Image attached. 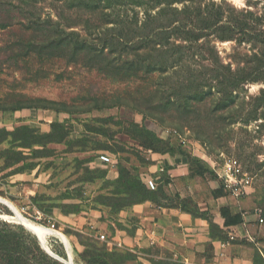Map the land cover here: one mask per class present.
<instances>
[{
	"label": "rangeland",
	"instance_id": "rangeland-1",
	"mask_svg": "<svg viewBox=\"0 0 264 264\" xmlns=\"http://www.w3.org/2000/svg\"><path fill=\"white\" fill-rule=\"evenodd\" d=\"M176 134L236 158L251 188L221 191ZM165 153L182 166L149 192L143 177ZM220 195L228 222L264 219V0H0V197L68 242L46 236L49 254L0 203V264H184L114 234L133 236V211L161 206L220 236Z\"/></svg>",
	"mask_w": 264,
	"mask_h": 264
},
{
	"label": "crops",
	"instance_id": "crops-1",
	"mask_svg": "<svg viewBox=\"0 0 264 264\" xmlns=\"http://www.w3.org/2000/svg\"><path fill=\"white\" fill-rule=\"evenodd\" d=\"M167 154L155 159V172L161 166H168ZM171 160L177 164L175 171L182 166L181 160L171 154ZM153 174V173H152ZM206 186V184H205ZM231 200L226 196H219L217 204L220 207L230 206ZM231 202V201H229ZM231 208V207H230ZM239 211H232L238 214ZM82 218L91 228H98L100 234L105 231V223L97 215L87 214ZM132 216V217H131ZM129 216L136 222L133 236L126 231L116 230L114 238L116 244L131 248H151L158 251L160 256H169L172 260H180L184 264H253L257 253L248 242L264 240V219L257 214H242V222L236 225L225 226L221 217L213 216L220 236H211L207 222L202 218H193L191 214L181 213L178 208L171 207H144L133 211ZM58 218V215L55 216ZM259 219L263 222L259 223ZM128 228L129 221L119 220ZM154 231L157 243L149 244V232Z\"/></svg>",
	"mask_w": 264,
	"mask_h": 264
},
{
	"label": "built area",
	"instance_id": "built-area-1",
	"mask_svg": "<svg viewBox=\"0 0 264 264\" xmlns=\"http://www.w3.org/2000/svg\"><path fill=\"white\" fill-rule=\"evenodd\" d=\"M169 135L170 131H166ZM183 147H185L191 157L203 162L216 177V181L223 185V189L231 196L239 198L244 196L248 189L251 188L252 178L245 171L241 163L233 157L225 156L223 153L211 154L208 148L200 142L187 140L180 134L173 135ZM165 155V154H164ZM168 166H161L157 172L146 174L143 177V183L148 190L154 191L161 182V175L166 174V178L170 180L172 174L169 172L176 168L177 164L171 160V154H167ZM100 161L114 167V160L108 155H100ZM168 185H170L168 183ZM263 220L259 219V223ZM157 243V236L154 231L149 232V244L154 246ZM119 245V244H118Z\"/></svg>",
	"mask_w": 264,
	"mask_h": 264
},
{
	"label": "trees",
	"instance_id": "trees-1",
	"mask_svg": "<svg viewBox=\"0 0 264 264\" xmlns=\"http://www.w3.org/2000/svg\"><path fill=\"white\" fill-rule=\"evenodd\" d=\"M175 140V139H174ZM176 143H177V147L179 148L180 152L182 153V155L186 158V160H190V161H193V162H197V163H201V164H204L203 162L199 161L198 159H195L193 157L190 156V154L188 153L187 149L185 147H183L177 140H175ZM204 144L207 148H208V151L209 153L211 154H214L212 151L209 150V147L205 144V143H202ZM165 154H171V153H165ZM205 165V164H204ZM207 167V166H206ZM208 169V172L210 174V176L212 178H214V180H216V177L214 176V174L209 170V168L207 167ZM161 182L159 183L158 187L154 190V191H151V190H148L146 188V186L144 185L145 189L149 192H156V193H159L160 191H163V189H165L167 187V184H168V180L166 178V174L163 173L161 175ZM219 184V187L221 189V191H224L225 193H227L224 189H223V185L221 183H218ZM162 193V192H161ZM228 194V193H227ZM229 195V194H228ZM222 196V195H220ZM187 213V212H186ZM191 214V213H190ZM192 215V214H191ZM219 215L220 217H222L224 219V222H225V225H236V224H239L242 222V219L239 220L238 217H232L233 220L231 222H228L227 220L230 218L231 215H229V208L227 206H224V207H220V211H219ZM193 216V215H192ZM234 216H238V215H234ZM215 227V226H214ZM218 233V229L217 227H215V229ZM220 234V233H219Z\"/></svg>",
	"mask_w": 264,
	"mask_h": 264
},
{
	"label": "bare ground",
	"instance_id": "bare-ground-1",
	"mask_svg": "<svg viewBox=\"0 0 264 264\" xmlns=\"http://www.w3.org/2000/svg\"><path fill=\"white\" fill-rule=\"evenodd\" d=\"M0 203L8 206V208H10L14 212L15 219L17 221H19V223L24 225L28 230H30L41 241L42 246L45 247V248L44 247L43 248L47 249V251H48V248L45 245V238H46V236H49V235L57 236L61 242H63L66 246H68L67 245L68 242H67L66 238L62 234H60L59 232L54 231L52 229L45 228L43 226L35 225V224L29 222L8 201L4 200V198L0 197ZM48 252H50V251H48ZM66 262H67V264H73L70 256L67 258Z\"/></svg>",
	"mask_w": 264,
	"mask_h": 264
},
{
	"label": "water",
	"instance_id": "water-1",
	"mask_svg": "<svg viewBox=\"0 0 264 264\" xmlns=\"http://www.w3.org/2000/svg\"><path fill=\"white\" fill-rule=\"evenodd\" d=\"M13 212V211H12ZM14 213V212H13ZM49 254H50V252H48ZM55 258H58V257H56L55 256ZM59 259V258H58ZM62 262H64V263H66L67 264V262H65L64 260H62V259H60Z\"/></svg>",
	"mask_w": 264,
	"mask_h": 264
}]
</instances>
